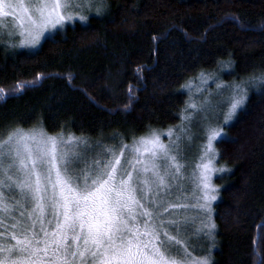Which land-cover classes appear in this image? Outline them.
<instances>
[{
	"label": "trees",
	"instance_id": "16d2710c",
	"mask_svg": "<svg viewBox=\"0 0 264 264\" xmlns=\"http://www.w3.org/2000/svg\"><path fill=\"white\" fill-rule=\"evenodd\" d=\"M88 15L35 50L0 45V136L40 126L87 141L92 157L99 145L131 144L151 130L172 127L175 136L181 112H191L185 87L201 72L224 86L264 74V0H103L100 13ZM225 111L218 105L209 124L222 128L215 168L223 171L211 182L218 197L202 219L215 227L208 235L194 221L181 238L209 264H262L264 85H247L227 123ZM200 118L184 121L192 135L181 141L185 176L200 155Z\"/></svg>",
	"mask_w": 264,
	"mask_h": 264
},
{
	"label": "snow or ice",
	"instance_id": "6c2138e0",
	"mask_svg": "<svg viewBox=\"0 0 264 264\" xmlns=\"http://www.w3.org/2000/svg\"><path fill=\"white\" fill-rule=\"evenodd\" d=\"M102 6L103 0H0V45L35 48L46 32L74 17L85 22V11L98 15ZM7 18L12 23L5 33ZM211 75L201 72L200 79ZM249 84L264 85V74L225 86L229 95L217 92L215 103L211 93L199 104L187 103L193 111L181 112L175 136L167 129L168 143L151 130L131 144L99 145L102 151L92 158L81 151L88 142L72 134L9 129L0 136V264H209L181 238L194 223L190 210L210 212L216 199L211 176L223 171L212 166L222 128L205 121L218 105L230 121ZM198 112L207 140L200 162L185 176L181 141L192 135L184 121L190 124ZM208 221L201 224L211 235L215 225Z\"/></svg>",
	"mask_w": 264,
	"mask_h": 264
},
{
	"label": "rangeland",
	"instance_id": "374dc122",
	"mask_svg": "<svg viewBox=\"0 0 264 264\" xmlns=\"http://www.w3.org/2000/svg\"><path fill=\"white\" fill-rule=\"evenodd\" d=\"M91 13H96L95 12V9H93V11H91V12H87V11H85V15L86 16H89L88 14H91ZM88 20V19H87ZM87 20L85 21V22H87ZM71 22H81L80 20H79V18L78 17H74L73 18V20L72 21H66L65 22V25H64V27L66 26V25H68V24H71ZM11 23H12V20H11V18H7L6 19V21H5V24H4V30H5V33H6V31H7V28L11 25ZM59 29H61V28H57V29H54V30H50V31H48V32H46L45 34H44V36L41 38V40H40V43L35 47V48H19V49H22V50H31V49H36L37 47H39L40 46V44L47 38V37H50L51 35H53L54 34V32L55 31H57V30H59ZM217 82H220L219 80H215V81H210V82H208V81H206V80H201L200 78H197L196 80H194V81H191V84L189 85V84H187V86L185 87L186 89H187V92L189 93V99H188V103L189 102H192V101H195L197 104H199V101L201 102L202 101V99H203V97L204 96H206V95H208L209 93H211V96H209V99L211 100V98L210 97H212L213 95H215V93L217 94V92H220L221 91V89H226L225 88V86L223 85V83H222V87L220 88V89H217ZM227 91V90H226ZM228 94V93H227ZM213 102V101H212ZM239 109V108H238ZM186 111H193L192 109H187ZM238 111V110H237ZM216 112H217V108H216V110L213 112V111H209V112H207V117H208V119H207V121H205V123H208V124H210V123H215L216 121H215V117L213 118V116L215 115L216 116ZM199 113V112H198ZM201 115H202V113H200ZM214 127V126H213ZM204 129V128H203ZM158 133V132H157ZM167 131L166 132H161V133H158V134H160L161 135V140L162 141H164L165 143H168V141H169V138H168V136H167ZM203 135H204V137H202V139H201V141H200V145L198 146V149H199V154H200V150H201V145L202 144H204V143H206V140H207V135H206V131H205V129H204V132H203ZM65 137H67L66 135H65ZM219 138L220 137H217V139L216 140H214L213 141V146H214V148H215V150H216V142L219 140ZM196 142V141H195ZM91 148L92 147V145L91 144H87V146H84V147H82L81 148V151H83V152H85L86 154H87V156L89 157V158H92L93 156H95V154H93L92 155V157L90 156L91 154L89 153V151L87 150V149H85V148ZM216 155H217V153H216ZM200 156V155H199ZM199 158V157H198ZM197 158V160L195 161V165H196V163H199L200 161H199V159ZM215 159H216V157H215ZM215 159L212 161V166L215 168ZM185 163V162H184ZM186 164V163H185ZM188 164V163H187ZM195 167V166H194ZM185 169V168H184ZM215 172L216 171H214L213 173H212V176H211V182H212V178H214V176H215ZM185 182L188 184V183H190V182H188L187 181V179H185ZM184 182V183H185ZM173 191H175V189H173ZM217 190H216V199L215 200H217ZM215 200H213V201H210V212H211V207H212V203L215 201ZM209 211H207V210H205V211H203V212H201L199 209H192V210H190L189 211V215H190V217L192 218V220L193 221H195L196 223H195V225L197 226V228L199 229V226H201V228H203L202 227V224H201V222H202V219H203V214L204 213H210ZM186 231V230H185ZM184 237V242L186 243V241H188V240H186L188 237H186V236H183ZM186 240V241H185ZM199 252V249H197V248H194V254H196V253H198ZM204 257V256H203ZM207 259H208V261H209V263H210V259L207 257Z\"/></svg>",
	"mask_w": 264,
	"mask_h": 264
}]
</instances>
